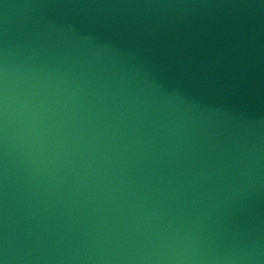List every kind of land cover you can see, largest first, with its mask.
<instances>
[{"label": "water", "instance_id": "obj_1", "mask_svg": "<svg viewBox=\"0 0 264 264\" xmlns=\"http://www.w3.org/2000/svg\"><path fill=\"white\" fill-rule=\"evenodd\" d=\"M0 264H264V0H0Z\"/></svg>", "mask_w": 264, "mask_h": 264}]
</instances>
